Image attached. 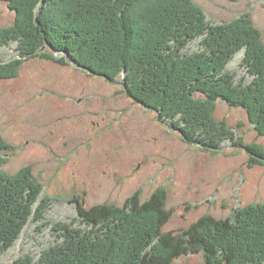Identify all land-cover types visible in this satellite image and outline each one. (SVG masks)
<instances>
[{
  "label": "trees",
  "instance_id": "1",
  "mask_svg": "<svg viewBox=\"0 0 264 264\" xmlns=\"http://www.w3.org/2000/svg\"><path fill=\"white\" fill-rule=\"evenodd\" d=\"M0 1L18 17L14 27L0 30V49L17 43L22 59L0 64V82L16 79L24 59L57 60L44 52L53 50L97 77L123 76L126 94L186 142L208 151L232 142L246 148L254 164L264 160L261 146L240 144L216 118L217 102L224 101L244 109L264 136V41L251 16L213 25L193 0ZM243 52L246 77L240 80L228 66ZM12 150L0 134V256L31 223L45 219L49 206L33 168L14 175L4 170ZM71 203L81 225L58 226L55 246L38 261L16 264H175L201 253L207 264H264V206L240 210L236 220L209 216L175 234L164 231L173 217L164 191L147 202L136 196L123 208L86 209L80 198Z\"/></svg>",
  "mask_w": 264,
  "mask_h": 264
},
{
  "label": "rangeland",
  "instance_id": "2",
  "mask_svg": "<svg viewBox=\"0 0 264 264\" xmlns=\"http://www.w3.org/2000/svg\"><path fill=\"white\" fill-rule=\"evenodd\" d=\"M193 1L213 25L251 16L264 41V0ZM17 19L0 1V30L14 27ZM44 52L57 60L48 55L24 59L16 79L0 82V134L13 148L4 170L14 175L33 168L49 199L45 219L31 223L16 246L0 256V264L38 261L57 244L58 226L81 225L71 203L76 198L86 209L123 208L136 196L147 202L164 191L173 214L164 231L175 234L209 216L236 220L240 210L264 206L263 159L254 164L249 151L232 142L220 151L188 143L157 112L126 94L123 76L108 81L65 54ZM19 54L17 43L2 47L0 64L22 60ZM244 58L243 52L228 66L240 80L246 77ZM217 103L216 118L233 129L237 142L259 145L264 152V136L246 111ZM175 264L207 262L201 253Z\"/></svg>",
  "mask_w": 264,
  "mask_h": 264
}]
</instances>
